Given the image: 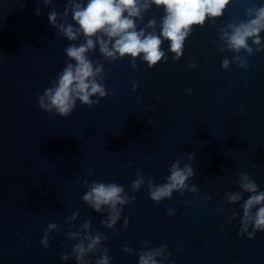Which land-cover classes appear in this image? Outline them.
Masks as SVG:
<instances>
[{"label": "water", "instance_id": "1", "mask_svg": "<svg viewBox=\"0 0 264 264\" xmlns=\"http://www.w3.org/2000/svg\"><path fill=\"white\" fill-rule=\"evenodd\" d=\"M261 5L264 0H231L221 18L193 29L179 60L165 41L166 62L151 69L140 57L135 67L131 57L106 59L96 45L87 55L102 65L96 79L108 94L91 97L100 100L91 109L77 100L64 118L39 108L37 97L72 62L65 48L85 39L68 41L48 21L56 11L58 24L75 26L71 12L63 16L68 0L47 6L0 0V264H77L72 248L85 232L107 239L82 264H96L105 249L109 264H138L137 253L161 245L167 258L158 257L160 264H264V232L240 236V217L232 218L234 211L242 215L249 193L236 204L226 196L241 192L239 173L264 191V51L249 40L253 54H239L245 68L220 40L228 23L246 20V10ZM163 15L152 5L137 28L155 19L146 32L158 34ZM176 161L194 171L188 188L152 201L148 181L164 184ZM138 173L145 183L133 192ZM93 182L122 185L130 198L118 205L121 216L112 228L102 223L107 207L98 213L82 199ZM50 223L58 227L48 232L44 249Z\"/></svg>", "mask_w": 264, "mask_h": 264}, {"label": "clouds", "instance_id": "2", "mask_svg": "<svg viewBox=\"0 0 264 264\" xmlns=\"http://www.w3.org/2000/svg\"><path fill=\"white\" fill-rule=\"evenodd\" d=\"M231 0H68V6L65 7L63 16H68L71 12L73 24L57 23L59 13L50 11L48 21L50 25L58 29V34H62L68 41H76L80 35H83L84 42L80 44H70L65 48L68 63L58 77L53 81V85L39 94V108L55 113L61 117L67 118L75 109L76 101L87 105L89 109L93 105H98L100 100H92L91 97H105V86L98 82L96 77L102 73V65H93L87 53L95 50L99 46V52L106 59L116 60L117 58L131 57L133 67L135 59L140 57L147 63L151 69L159 62H166V54L162 50V44L169 43L168 51L173 53V60H179L184 54V46L187 38L192 34L195 27H203L207 20L213 22L221 18L230 4ZM45 6L50 5L52 0H43ZM152 5L162 8L164 15L161 18L159 33L146 32V29H154L156 20H149L145 28H137L136 20H143L142 12H146ZM36 15H40L37 10ZM246 20L239 23H228L225 28L220 30V40L224 46L236 53L234 59L240 61V66L247 68L246 61L239 55L241 50L247 54H253V48L249 45V40L256 45V51H264L262 45L261 32H264V5L259 7H250L246 10ZM224 47L219 51L223 52ZM230 61L225 58L221 67L227 69ZM190 68H195L194 63L189 64ZM101 79L103 77L101 76ZM134 85L133 90H135ZM191 91V89H189ZM159 99V97H157ZM151 123V121L149 122ZM191 158V157H190ZM194 175L190 165L180 167V162L176 161L171 165L170 175L162 185H154L152 180L149 184V198L159 203L165 198H171L174 191H178L182 196L183 190L188 188L186 181ZM239 188L241 192L226 194L227 201L236 204L242 200V193H249L246 199H243L241 213L232 214L235 219L240 217V229L238 235L247 234L248 239L254 238L255 233L264 232V191L259 190V185L249 174L239 173ZM145 183L143 176L139 173L132 183V191L136 192L141 185ZM190 191L195 192L193 186ZM96 212H101L105 207L109 211L107 218L102 221L107 227L112 228L120 219L123 206L130 201L122 185L117 183L93 182L90 190L82 197ZM132 197L131 200H134ZM210 199V197H209ZM168 214H172V209H168ZM76 213L73 214V218ZM57 224L50 223L41 240L44 249H48V232L57 229ZM82 228H90V221H85ZM251 228V231L249 229ZM75 239L79 233H69ZM103 234L97 233L91 235L85 232L83 239L76 243L72 248L71 255L75 257L77 264H82L89 253H94L101 243ZM103 239H107L103 237ZM87 241V243H85ZM150 241L144 242L145 246ZM167 245H161L158 248H152L147 251L137 253L138 264H160L158 257L167 258L164 255ZM126 253H132L129 247L123 249ZM105 249L101 253L96 264H109L110 257ZM69 259L68 254H62L61 260ZM174 264V261L172 262Z\"/></svg>", "mask_w": 264, "mask_h": 264}]
</instances>
